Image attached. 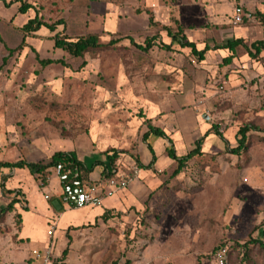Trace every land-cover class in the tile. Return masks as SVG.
Segmentation results:
<instances>
[{
	"label": "rangeland",
	"instance_id": "374dc122",
	"mask_svg": "<svg viewBox=\"0 0 264 264\" xmlns=\"http://www.w3.org/2000/svg\"><path fill=\"white\" fill-rule=\"evenodd\" d=\"M4 1H0V163L48 166L55 153H74L88 167L99 162L93 168L99 170L97 179L91 178L99 181L107 164L104 154L115 153V170L144 171L141 163L148 151L141 137L147 121L160 126L163 117L167 119L174 107L157 105H168L189 78L199 87L194 93L199 121L208 122L211 132L216 127L219 136L205 137L200 155L180 168L158 150L159 157L167 159L156 164L154 160L152 174L146 176L151 183L146 193L135 195L122 212L105 211L117 206L118 191L103 194L99 207L66 212V218L73 217L70 225L84 223L66 230L45 211L46 205L60 211V203L42 199L50 198L42 187L50 188L51 167L42 173L17 169L13 177L17 184L4 190L2 197L8 200L0 204L1 211L17 201L0 216V264H37L29 253L47 248L55 264H206L220 245H227L242 264H264V81L241 84L229 94L223 64L203 75L204 66L196 60L189 68L188 50L161 48L169 44L161 27L175 29L171 19L189 39V7L197 8L202 20V10L209 4L235 6L241 1L21 0L30 7L26 14L18 13L19 2ZM250 1L264 6V0ZM34 17L53 25V32L40 28L23 35L21 27ZM150 18L156 27L149 26ZM205 26L203 22L192 28ZM89 35L108 48L72 58L54 46L56 37L75 41ZM150 38L155 39L150 49H137ZM40 60L59 63L42 67ZM153 109L156 118L150 120ZM245 126L256 129L247 134L251 144L246 152L232 154L236 133ZM137 178L143 180L140 172ZM15 189L20 194L12 197ZM26 200L34 206L28 208ZM100 212L107 218L84 222Z\"/></svg>",
	"mask_w": 264,
	"mask_h": 264
},
{
	"label": "crops",
	"instance_id": "0c3cea01",
	"mask_svg": "<svg viewBox=\"0 0 264 264\" xmlns=\"http://www.w3.org/2000/svg\"><path fill=\"white\" fill-rule=\"evenodd\" d=\"M241 4L235 5L239 6L241 5L245 11H249L253 13L254 11L259 13L261 16L256 17L253 13V20L252 21H244L240 24H233V9H234V3H227L224 6L221 7H215L212 4H209V7L205 8L202 13V20H199L198 10L197 8L189 7V39L188 41L193 43L195 45V48L197 51H203L204 49H207L206 52L203 55V58L201 60H198L196 57L192 56L190 53V50L186 49V51H189V54L191 57L189 58V68L192 69V64H194V60H196L200 65L204 66L203 75H207V73H210L219 66V64H223L224 67L222 68V74H226L225 79V90H227V93H236L237 90H234L235 87L241 86V84L249 83L252 81H264V49H254L250 45L258 42H264V6H261L256 1H250V0H240ZM243 4H247L245 7ZM194 7V6H193ZM262 19V20H261ZM206 25L205 28L194 30L192 26L194 25H202V23ZM213 28H212V27ZM216 29V30H215ZM213 31H217L218 34H216ZM187 36V35H186ZM230 41H239L240 44L235 46L232 49L224 48V45L227 44ZM226 59V60H224ZM224 60V61H223ZM255 79V80H254ZM197 83V82H196ZM195 83L194 80L189 78L188 80H185V83L178 86L176 90L180 92L178 96H175L174 99H170L168 102V105H157V108H168V107H174V110H171L168 115H165L166 118L163 117V120H161L162 124L159 126L157 124V128H160L164 131V133L169 138L170 142L172 143L175 156L180 158L185 156L190 150V145L194 144L202 139L205 135L206 137H209L212 132L210 131V125L206 121H199V118L197 116V111L194 108L195 106V97L194 93L197 92L199 89L198 85ZM256 83V82H255ZM183 107H189V110H181ZM194 109V110H193ZM172 111H175L174 115L172 114ZM156 113L155 109L153 111H150L149 119L153 120L156 117L154 114ZM149 114V113H148ZM155 117V118H153ZM158 120V118L156 119ZM166 120L168 122H166ZM155 121L152 122L154 124ZM169 124V125H168ZM199 136L198 139H195L193 135ZM213 135V134H212ZM196 140V141H194ZM166 141L162 139L153 140L151 142V147L154 155V160H156L155 164L159 161H163L164 159H167L165 156L159 157L158 150L166 153V148L163 144L166 145ZM193 144V145H194ZM144 145V144H143ZM145 146V145H144ZM168 146V144H167ZM146 148V147H145ZM194 148V147H193ZM148 151V150H146ZM167 155V153H166ZM82 163L85 164L83 159H78ZM145 162L141 163L142 169L144 171L140 172V178L143 180L140 182L138 181V178L133 180L129 185L124 189L123 191H118V195H115L118 198V204L117 206L115 204H112L109 206V208H106L105 211H120L122 212L124 210L125 205L132 204L135 201V195H140V193H146L147 188L151 187L150 180H146L147 177L152 174L153 170V162L151 163L152 156L149 153V151L146 153L145 156ZM171 162L174 161L170 159ZM175 162V161H174ZM150 166L148 168V165ZM86 165V164H85ZM145 166V167H143ZM88 167V166H87ZM22 171V170H21ZM99 170H92L88 174V178H94L97 179ZM118 171H121L120 169ZM11 172V173H6ZM19 172L17 169L9 170L7 168H3L0 170V204L2 205L3 201L8 200L7 198H3L2 194L4 193V190L8 189L11 191L13 187L8 188V186H12L14 184H17V180L15 181L13 179L14 175ZM11 178H9V176ZM139 175V174H138ZM54 178V177H53ZM3 183L6 185V187L2 186ZM51 191L49 192L50 198L48 200H44V202H51L52 199H56L59 203L58 198V183L56 179L54 178L51 181L50 184ZM16 190V189H15ZM149 192V191H148ZM16 194H20L18 190H16L12 197H14ZM22 195V193H21ZM41 196V195H40ZM42 197V196H41ZM27 207H33L34 202L28 201ZM61 205V210H56L55 207H51L46 205L45 211H47L49 214V217L53 219L55 223L58 224V222L62 221L61 223L66 226L65 230L69 227L73 226H81L82 224L77 225H70V220H73V217H67L65 213L70 212L74 209L68 208L64 205ZM82 210V209H81ZM103 215V212L98 213L95 215L91 220L84 221L85 223L91 222L93 220H96L95 218H99ZM51 219L47 222H51ZM68 220V224H66ZM71 223H73L71 221ZM262 233V232H261ZM258 236H260L258 234ZM215 250V249H214ZM34 251V250H32ZM241 255H244L241 253ZM30 259L32 261V252L29 253ZM235 256V255H234ZM242 259L239 258L238 260L234 259L233 254L231 256L232 262H238ZM210 261L207 260L206 264Z\"/></svg>",
	"mask_w": 264,
	"mask_h": 264
},
{
	"label": "trees",
	"instance_id": "16d2710c",
	"mask_svg": "<svg viewBox=\"0 0 264 264\" xmlns=\"http://www.w3.org/2000/svg\"><path fill=\"white\" fill-rule=\"evenodd\" d=\"M0 1L5 3L4 0H0ZM14 1H15V3H18V2L20 3V7L18 8L19 14H26L30 10V7L28 5H26L25 3H21V0H14ZM171 22L173 23L175 29H172L170 27H161V29L165 32V36L169 39V44L168 45H161V48H163L166 51H170L171 47H173V46H177L180 49H188V50H190V53L192 56L196 57L198 60H201L207 49H204L203 51H197L195 48V45L193 43L189 42L186 39V37L184 36V28L178 23V21L175 19H171ZM149 26H151V27L157 26V24L153 22L152 18H150V20H149ZM40 28H46L50 32H53L54 26L53 25L52 26L45 25L44 23L39 21L36 17H34L32 19H29L21 27L20 30H21L23 35H29V34L36 33ZM154 40H155L154 38L147 39L145 41V46L143 48L137 47V49H139L143 52H146L148 49H150L153 46ZM113 43L114 42H112L111 44H113ZM238 44H240L239 41H230L224 45V48L232 49L235 46H237ZM54 46H55V48L60 49L61 51L67 53L72 58H82L84 56V54H91V53L106 50L108 48L109 44L106 46L101 45L98 42V39L96 36L89 35V36L78 38L75 41H69L66 39H59L56 37ZM21 47H22V45L17 47V49H20ZM251 47L256 49V50L260 49V48L264 49V42L254 43L251 45ZM8 51H10V50H8ZM57 63H59V61H49V60H40L39 61V64L42 67H46V66H49L51 64H57ZM215 129H216V127L211 128V130H213L212 134L219 136V134L217 133V131ZM250 131H256V129L252 128V127H247V126L239 128V130L237 131L236 136H235L237 144H236V147L233 150H231L232 154L239 155L241 152H246V150L249 148V146L251 144L249 136L247 135L248 132H250ZM205 137H206V135L202 139L197 141L194 144V148L192 150H190L185 156L178 158L175 156V152H174L172 143L170 142L169 138L164 133V131L161 130L160 128L152 126L150 124V122L147 121V130L142 134L141 142H142V144L145 145L146 149L151 154L152 160H151L150 164H152V161L154 160V155H153V151H152V147H151V142L153 140H157V139L165 140L168 144V146L166 148L167 156L170 159L174 160L176 162L177 166L180 168L183 165H185L188 161H190L193 157L200 155L201 145H202L203 139ZM262 140H264V139H262ZM104 155L107 157V164H103V167L100 171V180H104L105 178L110 176L111 171H113L115 169L114 168V161L116 158V154L114 153V154L109 155V154L105 153ZM56 164H62L64 166V168H69L71 170H75V171L79 172L81 178L86 180V179H88V174L93 170V168L97 164H99V162L95 161L90 167H87V165H85L84 163H82L81 161L78 160V158L75 156L74 153H61L60 152V153H55L52 156L51 162L48 166L29 164V163H25L24 161H18L15 163H0V170L3 168H7L9 170L26 168L33 173H42L44 171V169H46L47 167H49V166L52 167ZM150 164L145 168H148L150 166ZM16 203H17V201H15L13 199V201H11L6 208H4L0 211V216L6 215L7 213H9V211L12 210V207ZM101 217L103 219L107 218L105 213ZM262 233H264V232H262ZM228 249H229V258L231 259L232 251L229 247H228Z\"/></svg>",
	"mask_w": 264,
	"mask_h": 264
},
{
	"label": "built area",
	"instance_id": "2783aa9c",
	"mask_svg": "<svg viewBox=\"0 0 264 264\" xmlns=\"http://www.w3.org/2000/svg\"><path fill=\"white\" fill-rule=\"evenodd\" d=\"M233 24H240L244 21H252L253 13L245 11L241 5L233 9ZM53 177L58 183V198L62 205L74 209L81 210L84 208H96L101 205L104 195L112 194L117 191H123L133 180L137 179L139 171L133 169L128 173L124 171L113 170L111 175L104 180H84L79 172L64 168L62 164H56L50 169ZM43 191L50 192L47 186L42 187ZM44 200L49 197L45 195ZM53 235V228L47 231V236L50 238ZM32 260L37 264H54V257L51 254L50 248L43 251H32ZM207 264H242L232 262L229 258V249L227 245L218 246L210 255V261Z\"/></svg>",
	"mask_w": 264,
	"mask_h": 264
}]
</instances>
